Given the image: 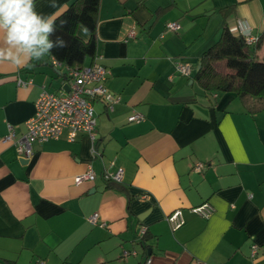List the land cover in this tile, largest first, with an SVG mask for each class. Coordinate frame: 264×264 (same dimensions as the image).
Instances as JSON below:
<instances>
[{
    "label": "crops",
    "instance_id": "crops-1",
    "mask_svg": "<svg viewBox=\"0 0 264 264\" xmlns=\"http://www.w3.org/2000/svg\"><path fill=\"white\" fill-rule=\"evenodd\" d=\"M71 2L58 0L60 11ZM48 4L36 0L37 11H56ZM170 21L180 29L167 30ZM225 27L258 38L264 0H100L96 54L119 100L111 108L93 102L95 141L86 133L69 141L64 131L34 143L29 159L4 139L7 125L19 138L41 90L64 87L67 66L51 55L0 63V264H264V110L194 79ZM77 35L89 37L83 26ZM256 54L264 61V43ZM176 63H189L190 75ZM133 111L144 120L129 122ZM118 166L121 182L107 187L103 174ZM89 169L95 179L75 184ZM205 203L208 215L191 210ZM175 209L184 223L172 229Z\"/></svg>",
    "mask_w": 264,
    "mask_h": 264
},
{
    "label": "built area",
    "instance_id": "built-area-1",
    "mask_svg": "<svg viewBox=\"0 0 264 264\" xmlns=\"http://www.w3.org/2000/svg\"><path fill=\"white\" fill-rule=\"evenodd\" d=\"M167 30L177 31L180 25L176 21L167 22L165 25ZM128 37H135V31L130 30ZM244 40L247 44H254L257 37L245 35ZM101 55L95 54L93 62L79 67H67L65 84L69 86L66 91L64 87L58 92H49L42 89L35 101V111L25 121V132L19 137H15V127L7 125V134L4 139L11 141L15 145L18 156L21 159H29L33 155V145L36 142H43L49 139H58L64 131L67 132V139L74 141L78 133H86L92 141H95V127L97 125V117L95 114L93 102L102 101L108 108L118 102L119 97L111 92L106 81L110 76V70L104 66L100 60ZM55 64L61 62L54 60ZM175 69L184 76H189L191 66L189 63H176ZM31 84V81H25L17 78V85L23 86ZM129 122H141L144 116L141 113L133 111L128 117ZM202 163H197L195 170H200ZM106 180L121 182L123 177L122 167H116L113 171H106L103 174ZM95 173L91 169L74 177V183L79 184L86 180H94ZM195 213L208 215L210 207L205 203L191 209ZM89 221L93 224L98 222V213H93L89 217ZM167 221L172 229L179 228L183 223L182 212L180 209L173 210L168 216ZM105 223H99L104 226ZM146 232L145 227H141L139 231L140 238ZM256 245L252 246V254L256 251ZM135 251L123 250L122 256L128 257L135 255ZM151 259L146 257L145 264H150ZM37 264H45L39 261ZM197 264H207L199 262Z\"/></svg>",
    "mask_w": 264,
    "mask_h": 264
},
{
    "label": "trees",
    "instance_id": "trees-1",
    "mask_svg": "<svg viewBox=\"0 0 264 264\" xmlns=\"http://www.w3.org/2000/svg\"><path fill=\"white\" fill-rule=\"evenodd\" d=\"M100 0H72L56 21V33L66 46L52 49L51 56L67 67H79L88 60L93 62L97 51L96 24ZM61 21L66 23L61 26ZM78 26L88 29L87 40L77 35ZM264 43V31L254 44H247L242 36H235L227 27L218 40L200 56V68L194 79L206 91L235 94L249 111L264 110V61H259L256 51ZM224 62L226 71L216 70L214 63ZM112 187L119 182L108 180ZM147 231L141 237L146 239Z\"/></svg>",
    "mask_w": 264,
    "mask_h": 264
},
{
    "label": "clouds",
    "instance_id": "clouds-1",
    "mask_svg": "<svg viewBox=\"0 0 264 264\" xmlns=\"http://www.w3.org/2000/svg\"><path fill=\"white\" fill-rule=\"evenodd\" d=\"M51 14L37 11L36 0H0V63L21 67L31 61H41L52 49L66 46L56 33V21L62 15L63 5L49 0ZM66 21H61L63 26ZM83 31L88 29L83 26Z\"/></svg>",
    "mask_w": 264,
    "mask_h": 264
},
{
    "label": "rangeland",
    "instance_id": "rangeland-1",
    "mask_svg": "<svg viewBox=\"0 0 264 264\" xmlns=\"http://www.w3.org/2000/svg\"><path fill=\"white\" fill-rule=\"evenodd\" d=\"M214 66H215L216 70L221 71V72L227 70V69L225 68V65H224L223 62H219V63H216V64L214 63Z\"/></svg>",
    "mask_w": 264,
    "mask_h": 264
},
{
    "label": "water",
    "instance_id": "water-1",
    "mask_svg": "<svg viewBox=\"0 0 264 264\" xmlns=\"http://www.w3.org/2000/svg\"><path fill=\"white\" fill-rule=\"evenodd\" d=\"M199 68H200V64H199V66H198V69H199ZM64 88H65L66 91L69 90V86H68L67 84L64 85Z\"/></svg>",
    "mask_w": 264,
    "mask_h": 264
}]
</instances>
